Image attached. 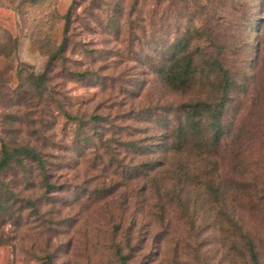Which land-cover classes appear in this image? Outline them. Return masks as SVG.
Returning a JSON list of instances; mask_svg holds the SVG:
<instances>
[{"label":"rangeland","instance_id":"obj_1","mask_svg":"<svg viewBox=\"0 0 264 264\" xmlns=\"http://www.w3.org/2000/svg\"><path fill=\"white\" fill-rule=\"evenodd\" d=\"M198 101L219 142L177 151ZM3 143L39 160L0 173V264H264V0H0Z\"/></svg>","mask_w":264,"mask_h":264},{"label":"trees","instance_id":"obj_2","mask_svg":"<svg viewBox=\"0 0 264 264\" xmlns=\"http://www.w3.org/2000/svg\"><path fill=\"white\" fill-rule=\"evenodd\" d=\"M174 47L176 53L172 58V67H174L178 76H168L167 82L175 89L183 90L187 84L193 82L197 64L194 63L193 53L187 52L188 45L176 43ZM223 107V102L220 103L218 109H211L209 104L201 101L180 105L178 108L180 115L177 117V124L172 130L175 149L177 151L181 150L186 142L185 140L193 134L198 138V142L206 145H214L219 142L220 125L217 118ZM0 150V173L9 169L14 162L23 164L39 160V155L33 148L21 146L11 149L3 143ZM187 170H190L189 167H187ZM246 245L252 263L257 264V254L253 244L248 240Z\"/></svg>","mask_w":264,"mask_h":264}]
</instances>
